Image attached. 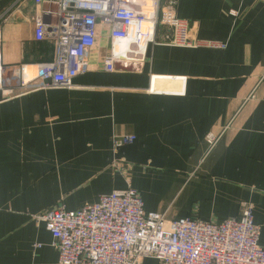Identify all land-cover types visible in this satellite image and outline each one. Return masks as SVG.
I'll list each match as a JSON object with an SVG mask.
<instances>
[{"label": "crops", "instance_id": "obj_1", "mask_svg": "<svg viewBox=\"0 0 264 264\" xmlns=\"http://www.w3.org/2000/svg\"><path fill=\"white\" fill-rule=\"evenodd\" d=\"M51 8L0 0L4 75L13 82L0 89V264H57L53 234L35 216L130 185L147 213L171 221L220 224L250 202L264 247V0H177L201 44L167 45L160 27L136 69L106 70L113 42L102 25L90 70L73 88L22 92L17 81L37 78L56 57L55 41L35 36L36 15ZM209 134L222 135L208 153ZM119 135L136 140L118 147Z\"/></svg>", "mask_w": 264, "mask_h": 264}, {"label": "built area", "instance_id": "obj_2", "mask_svg": "<svg viewBox=\"0 0 264 264\" xmlns=\"http://www.w3.org/2000/svg\"><path fill=\"white\" fill-rule=\"evenodd\" d=\"M34 1L38 6H55L36 15L35 36L37 40L55 41L56 57L38 67L37 78L21 77L17 81L22 92L73 88L74 79L90 70V50L97 44L102 25L109 26L113 42L104 64L110 72L117 70L118 63L141 68L148 46L159 43L160 27L169 29L167 45L201 44L193 37L188 22L176 14L177 0L164 4L151 0L149 13L133 0ZM52 18L57 22L48 21ZM5 72L0 44V89H10L13 83ZM221 135L207 136L208 153ZM135 140V135H119L114 143L121 147ZM98 200L73 211L59 205L35 216L53 234L59 251L57 264H141L148 257L159 264H264L261 229L255 224L250 202H242L239 217L219 224L193 217L171 221L163 213H147L144 200L131 185Z\"/></svg>", "mask_w": 264, "mask_h": 264}, {"label": "water", "instance_id": "obj_3", "mask_svg": "<svg viewBox=\"0 0 264 264\" xmlns=\"http://www.w3.org/2000/svg\"><path fill=\"white\" fill-rule=\"evenodd\" d=\"M171 79V78H170ZM167 80H169V79H161V78H155L154 80H153V82H154V85L157 83V85H161L160 83H163V86H165V87H169V85L170 84H167V83H169V82H167ZM182 80L180 79V81H176V82H178V84H183V82H181ZM153 90H155V86H153V89H152V91Z\"/></svg>", "mask_w": 264, "mask_h": 264}, {"label": "bare ground", "instance_id": "obj_4", "mask_svg": "<svg viewBox=\"0 0 264 264\" xmlns=\"http://www.w3.org/2000/svg\"><path fill=\"white\" fill-rule=\"evenodd\" d=\"M133 2H136V3L139 2L140 3V2H142V0H133ZM143 2L147 3V4L145 3L146 5L141 3V5L143 6V11H145L146 13H149V11H151V8H152L151 0H148V1L143 0ZM145 26H147V23L144 24V28H145Z\"/></svg>", "mask_w": 264, "mask_h": 264}]
</instances>
